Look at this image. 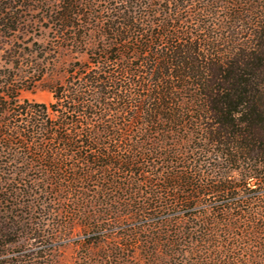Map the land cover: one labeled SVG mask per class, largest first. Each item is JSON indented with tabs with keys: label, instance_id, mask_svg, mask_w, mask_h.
Listing matches in <instances>:
<instances>
[{
	"label": "trees",
	"instance_id": "1",
	"mask_svg": "<svg viewBox=\"0 0 264 264\" xmlns=\"http://www.w3.org/2000/svg\"><path fill=\"white\" fill-rule=\"evenodd\" d=\"M29 22L85 59L49 104L0 67V264L79 222L76 264H264V0H0Z\"/></svg>",
	"mask_w": 264,
	"mask_h": 264
},
{
	"label": "rangeland",
	"instance_id": "2",
	"mask_svg": "<svg viewBox=\"0 0 264 264\" xmlns=\"http://www.w3.org/2000/svg\"><path fill=\"white\" fill-rule=\"evenodd\" d=\"M32 16L34 18L36 14H30L26 20ZM51 37L47 23L29 22L22 24L19 32L10 31L0 38V46H3L0 49V67L9 66L6 63L9 60H20V69L15 70V73L29 86L22 91V96L46 104L53 101V94L48 86L65 80L72 60L77 57L85 59L84 55L73 52L57 53L52 46ZM30 243H34V239ZM38 244L46 248L41 253L42 260L49 264H76L87 250H108V242L92 237L82 222L58 235L53 243L48 240ZM46 246H50V249ZM12 253L10 250L7 255L11 256Z\"/></svg>",
	"mask_w": 264,
	"mask_h": 264
}]
</instances>
